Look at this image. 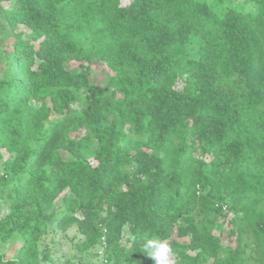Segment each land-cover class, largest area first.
Listing matches in <instances>:
<instances>
[{"label":"trees","instance_id":"trees-1","mask_svg":"<svg viewBox=\"0 0 264 264\" xmlns=\"http://www.w3.org/2000/svg\"><path fill=\"white\" fill-rule=\"evenodd\" d=\"M122 1L0 0V264H52L72 227L105 264H156L149 240L170 264H264V0Z\"/></svg>","mask_w":264,"mask_h":264},{"label":"rangeland","instance_id":"rangeland-1","mask_svg":"<svg viewBox=\"0 0 264 264\" xmlns=\"http://www.w3.org/2000/svg\"><path fill=\"white\" fill-rule=\"evenodd\" d=\"M207 4L212 8V10L217 14L221 15L225 10L229 8H243V9H254L255 3L252 0H206ZM128 4L127 0L122 1V5L125 6ZM19 30H24L23 27H19ZM13 38L9 34H7V29L5 27V23L2 21L0 17V54H8L12 51L13 46ZM196 43L192 42L188 48L187 53L191 57L196 56ZM84 66L88 67V77L89 80L98 85L103 86L108 81L109 77L113 75V73L103 64L100 62H91L89 64L83 63ZM82 67V64L78 62H69L67 64V68L73 71H79ZM1 93V91H0ZM78 107H74L76 111ZM4 157L7 156L5 152H3ZM63 159H69V155L67 153L61 152ZM2 171L0 170V174ZM7 180L8 185L5 186L3 189L9 190L13 187L14 181L11 180V177L8 176ZM59 201H56L55 205H59ZM6 210L0 211V217L5 215ZM231 219V216L229 217ZM230 229V224L225 222L222 226V233L220 234L221 240L223 243H227V232ZM218 234V232H215ZM123 243H126L128 239H130V233L127 227L123 228ZM79 241V235L76 232V228H70L66 234H61L60 232H55L49 234L45 237L44 243H46L50 250V257L52 264H100L102 263V258L98 255L95 258L93 255H84L81 256L78 254L77 250L75 249V243ZM19 245L10 246L8 244L4 245L1 248V251L6 255V257H11ZM173 256L167 253V264H170L173 261ZM50 264V263H48Z\"/></svg>","mask_w":264,"mask_h":264},{"label":"clouds","instance_id":"clouds-1","mask_svg":"<svg viewBox=\"0 0 264 264\" xmlns=\"http://www.w3.org/2000/svg\"><path fill=\"white\" fill-rule=\"evenodd\" d=\"M147 246L153 249V256L156 260V264H167V253L169 251L168 246L160 241L149 240Z\"/></svg>","mask_w":264,"mask_h":264},{"label":"built area","instance_id":"built-area-1","mask_svg":"<svg viewBox=\"0 0 264 264\" xmlns=\"http://www.w3.org/2000/svg\"><path fill=\"white\" fill-rule=\"evenodd\" d=\"M101 240H102L103 244H102V249H100L99 252H98V255L102 258V263L101 264H105L106 260L103 257V248L105 247V242H104L103 238Z\"/></svg>","mask_w":264,"mask_h":264}]
</instances>
